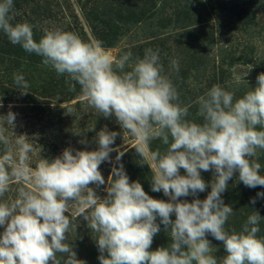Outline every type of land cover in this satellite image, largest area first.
<instances>
[{
    "label": "clouds",
    "instance_id": "obj_1",
    "mask_svg": "<svg viewBox=\"0 0 264 264\" xmlns=\"http://www.w3.org/2000/svg\"><path fill=\"white\" fill-rule=\"evenodd\" d=\"M13 8V0H0V31L11 44L40 56L57 75L78 83L91 108L106 118L115 116L121 128L138 139L139 156L152 162V191H163L169 200L152 198L141 183L130 182L122 164L113 167L105 198L88 187L105 183L99 167L112 151H118L117 161L123 155L111 147L118 133L101 129L97 150L73 154L66 148L51 161L42 159L35 171L22 165L13 170L12 175L33 184L34 190L21 188L14 201L0 202V264H61L57 253L67 255L63 264H85L65 242L72 223L65 213L73 204L98 234L100 264H264V236L258 235L264 218L254 211L240 231L226 230L233 208L221 195L235 172L246 187L264 186L255 159L257 150H264V73L239 98L213 85L196 101L197 115L203 118L196 123L186 119L191 105L182 106L172 80L163 74L158 49H146L143 58L133 60L127 52L114 60L100 42H85L71 31L44 28L37 41L32 24L13 23ZM171 65L179 71L177 60ZM14 83L28 93L23 74H14ZM14 121L11 111L0 116L6 125L14 126ZM154 138L167 145L164 152L145 151ZM201 170H214L207 197L179 200L206 190ZM9 181L0 166V197L9 190ZM257 195L264 197V192ZM85 210H90L88 215ZM157 217L171 242L150 250L160 231ZM209 233L223 242L222 260L213 254Z\"/></svg>",
    "mask_w": 264,
    "mask_h": 264
},
{
    "label": "rangeland",
    "instance_id": "obj_2",
    "mask_svg": "<svg viewBox=\"0 0 264 264\" xmlns=\"http://www.w3.org/2000/svg\"><path fill=\"white\" fill-rule=\"evenodd\" d=\"M46 1L48 4L45 7L43 6L42 11L47 16H42V19H51L47 23L48 26L56 24L64 31L76 33L85 42L98 41L101 45L102 42L100 40L113 42V45L107 47L102 45V47L111 54L114 60L119 59L127 52L132 53L133 60L143 58L145 50L148 49L146 45L150 42H147L149 35L151 32L159 30L155 26L164 18L162 17L164 3L157 0V15L153 16V19L146 24L122 27L116 22L114 26L112 25L109 28L103 26L94 28L91 19L94 20L100 15L95 12L91 15L92 5H88L87 0ZM143 1L122 0V3L126 8L138 12L142 8L141 4H143ZM178 1L185 2L184 0ZM230 1L238 5L240 2L247 4L250 13H252L251 18L242 22L238 16L235 17L226 8L220 9V11L216 10L215 13L211 12L210 2L220 4L222 0H206L205 2L204 0H191L190 5L197 8L196 13L191 17L192 20L197 19L198 15H201L203 19H207L208 12H210L208 19H211L201 24L200 27L198 25L197 29L196 27H194L195 29L192 28L195 34H198V37L201 38L197 49L202 50V52L200 55L199 52L197 53V58L200 56V59L195 63L186 64L188 56H183L176 52L175 42L178 37H176V32L173 31L175 23H172L169 28L159 31L167 32V34H170L169 37H173L166 44L168 50L164 48L159 51L160 62L164 67L163 74L169 76L172 80L179 93L182 106L191 105L186 119L196 123L203 122V118L197 115L198 105L196 101L213 85H220L225 90L234 92L235 96L239 98L249 91L251 87L254 88L257 76L260 73H264V0H228V2ZM103 2L108 8L111 2L117 3L120 1L103 0ZM147 4L144 10L146 15L150 16L154 11H147L150 5L149 3ZM41 5L44 4L41 3ZM170 5L175 6L174 3ZM112 6H114L113 8L116 7L115 5ZM47 8L50 9L49 13L45 10ZM166 12L169 13L168 9ZM124 14L127 13L124 12ZM112 17L116 18V14L110 16V19ZM115 36L118 39L111 41ZM178 47L179 50L182 48ZM151 49L156 50L154 47ZM173 59L179 63L178 72L172 68L171 61ZM3 63L4 65L2 66L0 62V116H6L11 111L15 113V121L14 126L0 122V136L3 137V139H0V166L10 176L9 190L0 197V202L14 201L21 188L26 191L34 190L33 184L23 179L18 180L12 175L15 168L22 165L31 171H35L42 159L51 161L61 156L66 148L72 149L73 154L77 150H97L96 136L104 128H107L110 132L118 133L111 147L118 149L123 155L129 153L128 159L122 163L129 181L133 182L139 173L134 172V168H130L128 164H134L138 169H141V163H145L148 170V173L140 170V173L144 175L143 178L152 180V162L147 156L142 158L137 153L138 139L129 131L122 129L115 116L106 118L91 108L87 99L81 94L78 83L66 78L65 83L62 85L63 93H55V95L50 97L39 96L37 93L32 92L30 87L26 90L28 93H22L14 83V74H23L29 85L35 84V88L38 91L42 88V82L48 80L49 75L50 77L61 75H57V73L48 74V67L46 69L43 64L37 66L34 71L21 73L14 70L7 60H4ZM125 70L129 69L126 68ZM24 145H28L30 150L24 152ZM157 149L164 152L167 149V145H164L159 138H154L150 140L145 151L151 152ZM117 155L118 151H112L109 154L110 159L102 162L99 167L105 183L103 185L95 183L88 185L101 199L107 195L108 178L112 175L113 167L118 168L120 166V161L116 160ZM255 159L260 164H263L264 150L258 149ZM180 174H185L183 169L180 170ZM213 176L214 170H201V177L208 185L206 190L198 192L195 196L190 194L187 197H180L179 200L191 202L196 198L205 199L211 190L210 184ZM232 185L237 190L241 189L240 193L245 197L240 194L233 197L231 190L227 189L221 194L224 203L233 208V214L228 218L225 228L229 231H240L247 217L255 211L258 197L255 195L254 188L246 187L238 180V172H235L228 181V187ZM160 193L165 201L169 200V197L165 196L163 191H160ZM253 199H255V203H252ZM89 211L85 210L84 215H88ZM256 212H263L262 217L264 218V211H258L257 209ZM67 214L70 216L72 223L65 242L72 245L73 251L77 254V259L85 261V264H100L98 259L100 252L95 241L98 234L89 229L87 221L80 214L78 205L73 204ZM171 219L175 220L174 214ZM260 224L264 226V219L261 220ZM3 231L4 228L0 226V234ZM206 238L210 241L213 254L218 261L222 260L226 254L223 242L217 241L210 233L206 234ZM166 239L167 247L170 237ZM164 240V238L160 237L161 242L164 243ZM155 244L153 242V245ZM157 248L158 246L155 249ZM57 258L63 264L67 255L57 253Z\"/></svg>",
    "mask_w": 264,
    "mask_h": 264
},
{
    "label": "trees",
    "instance_id": "obj_3",
    "mask_svg": "<svg viewBox=\"0 0 264 264\" xmlns=\"http://www.w3.org/2000/svg\"><path fill=\"white\" fill-rule=\"evenodd\" d=\"M42 1V2H41ZM120 2H111L107 8V5L103 2V0H87L88 5H92V12L99 13L100 16L98 18L91 19L93 23V27H106L109 28L112 25L114 26V23H119L122 27H130L131 25L139 26L148 23L151 19H153V16L155 17L157 15L158 10L156 9L157 7V0H144L143 4H141L142 8L138 12L135 10H131L126 8L125 5H123L122 0H119ZM163 1L164 6L162 7V20H160V23L155 26L158 31H153L149 35V38L147 40L150 41L147 43L148 45L147 48H156L163 50L164 48L168 50L167 45L173 37H169L170 34H167V32H159L160 30L167 29L169 28L172 23L174 25L173 31L176 32V37H178V40L175 42V47H177L176 52L179 53L180 55L183 56H188L187 63H195L200 59V56L197 58V53L199 52V55L201 54L202 50L197 49V46L199 47L201 38L198 37V34L196 35L194 32V27L196 29L198 28V25L200 27L201 24L204 22H208L211 20L210 18V12L207 14L206 18L208 19H203L201 15H198L199 17L195 20H192V16L194 13H196L195 7H192L191 0H184L185 2L182 3L178 0H160ZM171 1V2H169ZM206 0H204L205 2ZM203 2V3H204ZM43 3L44 5H41ZM149 7L147 8V11L153 12L150 16L146 15V12L144 9L148 5ZM174 3L175 6H171L170 4ZM217 3V2H216ZM48 2L46 0H13V12H14V20L13 23L16 22H24L27 21L28 23L32 24L34 26L33 31H34V39L39 41L40 37L43 35V29L44 28H49V29H61L59 28L58 25L53 24V26H48L47 23L51 19L44 18L42 19V16H47L43 14V6H47ZM211 4V12H214L216 10L220 9H228L230 13L234 14V16H238L242 22H245L248 18L250 19L252 16V13H250L249 6L246 4H243L240 2V4H235L233 1L228 2V0H222V2L215 4L214 2H210ZM115 5L116 7L113 8ZM156 9V11H155ZM168 9L169 13L166 12ZM47 13H49L50 9H45ZM102 10V12H100ZM115 10V12H114ZM127 13V14H124ZM113 14H116V18L110 19V16ZM49 15V14H48ZM204 15V14H202ZM102 17V18H101ZM105 18V19H104ZM254 18V16H253ZM248 19V20H249ZM150 25V24H148ZM118 28V26H117ZM194 28V29H192ZM62 30V29H61ZM3 35V37H1ZM118 38L116 36L113 38L111 41H116ZM103 46H110L113 45V42H106L105 40L102 41ZM186 43V45H185ZM182 47L179 50V47ZM160 53V52H159ZM7 60L11 66L13 67L14 70H17L18 72H24V73H29L30 71H34L37 66L42 65V58L34 53H27L22 49L21 46L19 45H13L11 42L8 40L7 36L0 31V62L1 65L3 66L4 63L3 61ZM43 66L47 69L48 67V74H55V70L52 69L50 66ZM11 67V68H12ZM66 76H53L50 77L48 76V80L43 81L42 88L38 91L37 88H35V84L30 86V89H32V92L37 93L39 96L42 97H50L52 95L57 94H62L63 93V87L62 85L65 83ZM61 88L60 90H57ZM131 153V151H130ZM129 157V153L124 154L120 161L121 165L125 160H127ZM130 168H134V172L139 173L138 176L135 178L134 181H138L141 183L144 191L152 198L155 199H160L164 200L163 196L161 195L160 192H154L152 191V186H151V180L150 178H143L144 175L140 173V170L145 171L148 173L147 166L145 163H141L142 167L141 169H138L136 165L134 164H128ZM264 167V163L261 164ZM261 168V174H264V168ZM150 175V174H149ZM152 177V176H151ZM235 186L232 185L231 187H228L227 190H231L233 194H231L233 197L238 196V194L242 195L245 197L243 194L240 193V190H237V188H234ZM255 190V195L258 197L257 199V204L255 206V211H264V197H260L257 195V193L264 192V186H257L254 188ZM260 216H263V212L259 213ZM65 215H68L65 213ZM263 218V217H262ZM174 221V220H173ZM158 224H160V231L154 236L153 242L156 244L151 245L150 250H155V248L158 246L159 247H166V238L169 237L170 232H166L165 226L160 223V218L157 217ZM261 231L258 235L264 236V226L262 224L259 225ZM160 237L164 238V243L160 241ZM171 242V241H170ZM169 242V244H170Z\"/></svg>",
    "mask_w": 264,
    "mask_h": 264
}]
</instances>
